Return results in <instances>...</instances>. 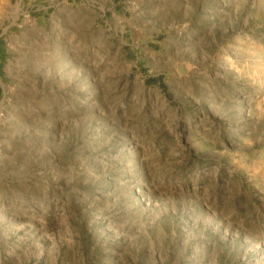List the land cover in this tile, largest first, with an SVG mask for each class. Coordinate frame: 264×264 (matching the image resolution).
Wrapping results in <instances>:
<instances>
[{
	"label": "rangeland",
	"instance_id": "374dc122",
	"mask_svg": "<svg viewBox=\"0 0 264 264\" xmlns=\"http://www.w3.org/2000/svg\"><path fill=\"white\" fill-rule=\"evenodd\" d=\"M0 264H264V0H0Z\"/></svg>",
	"mask_w": 264,
	"mask_h": 264
}]
</instances>
